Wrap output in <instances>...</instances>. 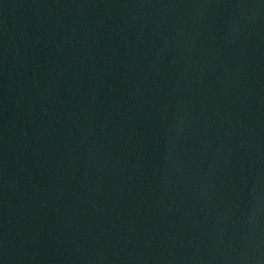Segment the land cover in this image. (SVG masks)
<instances>
[{
  "label": "water",
  "instance_id": "95a60500",
  "mask_svg": "<svg viewBox=\"0 0 264 264\" xmlns=\"http://www.w3.org/2000/svg\"><path fill=\"white\" fill-rule=\"evenodd\" d=\"M0 264H264V0H0Z\"/></svg>",
  "mask_w": 264,
  "mask_h": 264
}]
</instances>
